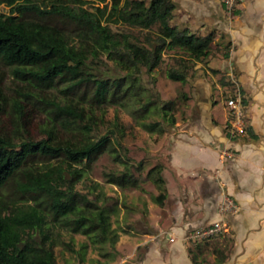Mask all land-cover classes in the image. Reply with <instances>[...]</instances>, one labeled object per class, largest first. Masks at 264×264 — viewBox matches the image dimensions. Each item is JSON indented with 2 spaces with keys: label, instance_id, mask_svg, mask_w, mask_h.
I'll return each mask as SVG.
<instances>
[{
  "label": "trees",
  "instance_id": "obj_1",
  "mask_svg": "<svg viewBox=\"0 0 264 264\" xmlns=\"http://www.w3.org/2000/svg\"><path fill=\"white\" fill-rule=\"evenodd\" d=\"M89 1L94 2L90 7L85 5ZM0 5L6 7L0 10V62L12 64L15 73L36 80L63 81L62 89L67 91H77L82 85L81 95L96 103H121L142 88L139 64L149 71L161 59L164 48L177 47L194 59L210 52L211 31L196 33L186 25L170 22L173 0H0ZM110 21L144 29L146 43L130 41L128 32L110 28ZM101 52L124 72H97L93 58ZM166 74L185 77L182 69L172 66ZM151 101L147 98L137 109H147ZM12 102L20 115L19 101ZM49 103L63 124L71 121L65 113L77 116L73 125L81 137L55 138L52 123L38 138L12 141L0 132V264H55L45 231L47 218L102 237L108 228L104 206L75 189L73 183L100 151L114 150L112 140L106 133L91 137V126L80 121L81 114L73 106ZM173 104V99L163 100L159 106L162 115L166 117ZM168 121L172 123V115ZM156 123L142 125L152 129ZM113 157L123 164L120 169L108 170L107 179L119 185H136L137 178L125 158L118 153ZM161 168L156 162L145 174L162 188ZM2 187H7L3 197ZM163 195L158 191L154 198L160 201ZM201 249L198 241L187 249L192 264H201L196 259ZM220 250L211 248L214 253L221 254ZM223 259L222 254L214 262Z\"/></svg>",
  "mask_w": 264,
  "mask_h": 264
},
{
  "label": "rangeland",
  "instance_id": "obj_2",
  "mask_svg": "<svg viewBox=\"0 0 264 264\" xmlns=\"http://www.w3.org/2000/svg\"><path fill=\"white\" fill-rule=\"evenodd\" d=\"M173 1L170 22L177 26L186 25L196 33L211 31L210 52L194 59L177 47L164 48L161 59L149 71L139 64L138 75L143 87L126 96L121 103L87 100L81 95L82 85L77 91H67L62 89L63 81L36 80L27 74L15 73L12 64L0 62V132L9 139L18 141L26 136H44L43 128L51 123L55 138H80L81 132L73 125L77 116L65 113L71 121L67 124L59 122L49 103L55 101L73 106L81 114L80 121H87L91 126V137L106 133L114 146V150L105 148L100 151L81 169L80 176L73 183L75 189L104 206L108 214L106 234L104 237L86 234L47 218L45 231L50 239L55 264H159L162 252L157 248L168 249L169 242L164 231L160 229L158 235L156 232L158 224L165 220L161 209L165 196L157 201L154 195L163 189L156 186L145 172L156 162L165 166L170 139L181 124L196 115L198 104L204 97L213 96L216 99L213 105L225 109V99L238 90L233 79L236 67L219 63L230 46L221 30L224 27L220 20L230 18L233 6L228 7L221 0L222 13L216 14V3L212 0ZM93 3L89 1L85 5L90 7ZM5 9L0 5V10ZM108 24L114 30L127 31L130 41L146 43L144 29L122 22L110 21ZM93 60L97 72H124L104 52ZM170 66L182 69L184 79L167 76L166 69ZM147 98L152 100L147 109H137ZM165 99L174 100L166 117L159 107ZM13 100L19 101L22 114L18 115ZM169 115H172V123L168 121ZM147 121H156L157 126L146 129L142 122ZM114 153L129 163L137 178L136 185H119L107 179L105 173L108 170L120 169L123 164L113 157ZM72 164L83 167L81 162ZM5 190L7 187H2V197ZM155 236H159V240ZM186 239L188 248H192L197 241L202 245L196 255L201 264H215L214 258L220 253L218 251L212 256V246L220 248L224 255L232 246L229 233L222 234L221 231L209 237ZM150 244L154 247L148 249Z\"/></svg>",
  "mask_w": 264,
  "mask_h": 264
},
{
  "label": "crops",
  "instance_id": "obj_3",
  "mask_svg": "<svg viewBox=\"0 0 264 264\" xmlns=\"http://www.w3.org/2000/svg\"><path fill=\"white\" fill-rule=\"evenodd\" d=\"M212 1L222 13L223 2ZM231 6L230 18L220 20L230 46L219 63L236 67L245 122L230 135L228 107H215L212 96L176 129L161 170L165 220L156 232L164 231L169 246L157 248L159 264H192L188 234L216 219L232 238L217 264H264V0H234ZM226 197L233 206H225Z\"/></svg>",
  "mask_w": 264,
  "mask_h": 264
},
{
  "label": "built area",
  "instance_id": "obj_4",
  "mask_svg": "<svg viewBox=\"0 0 264 264\" xmlns=\"http://www.w3.org/2000/svg\"><path fill=\"white\" fill-rule=\"evenodd\" d=\"M226 6L233 5L234 0H223ZM225 103L228 107V133L231 135L235 131L242 128L245 122L243 102L241 101V95L238 90L234 94L228 96L225 99ZM224 204L226 207L234 205L230 198H224ZM225 228V222L222 220H212L208 223L195 227L188 237L203 238L210 236L218 231H222Z\"/></svg>",
  "mask_w": 264,
  "mask_h": 264
}]
</instances>
